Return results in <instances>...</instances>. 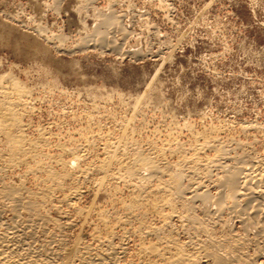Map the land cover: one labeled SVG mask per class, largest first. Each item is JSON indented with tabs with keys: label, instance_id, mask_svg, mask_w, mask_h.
<instances>
[{
	"label": "rangeland",
	"instance_id": "obj_1",
	"mask_svg": "<svg viewBox=\"0 0 264 264\" xmlns=\"http://www.w3.org/2000/svg\"><path fill=\"white\" fill-rule=\"evenodd\" d=\"M109 13L120 17L127 31L125 37H114L120 51L95 43L91 36L100 17ZM0 85V102L4 90L12 98L17 97L16 87L23 88V95L28 92L18 97L23 135L29 143L45 136L48 143L39 146L38 160L54 172L61 157L69 159L65 150L79 143V150L88 151L83 165L104 158L108 143L115 153L129 142L130 149L141 146L144 155L152 150L172 168L180 162L178 153L181 159L189 157L194 143L205 137L216 138L228 150L236 148L230 157L240 154L242 145L244 150L252 145L248 148L257 153L264 144V0H0ZM2 137L0 153H5ZM176 142L186 154L178 152ZM204 150L203 156L214 155L211 148ZM33 162L10 169L0 159V168H5L0 179L24 180L36 191L46 174L33 173ZM96 177L88 176L80 185L77 206L86 212L75 217V227L67 232L71 246L90 241L101 229L98 215L103 209L112 217L122 216L123 205H129L130 192L122 182L100 186ZM62 212L71 215L62 207L52 216L60 218ZM148 213L144 221L156 223L157 217ZM129 240L125 261L138 264L139 239Z\"/></svg>",
	"mask_w": 264,
	"mask_h": 264
},
{
	"label": "bare ground",
	"instance_id": "obj_2",
	"mask_svg": "<svg viewBox=\"0 0 264 264\" xmlns=\"http://www.w3.org/2000/svg\"><path fill=\"white\" fill-rule=\"evenodd\" d=\"M97 16L96 18L99 17ZM116 16L110 14L100 17V28H96L91 34L95 43L105 45L104 47L107 45L112 51H117L120 45L114 38L116 34L125 37L127 33L120 17ZM14 88L15 85L12 90ZM19 89L15 88L13 96L17 97L14 98L11 97V91L10 94L4 89L2 92L5 100L0 102V135L6 140L5 146L8 150L5 153L1 151L0 159L4 160L6 168L24 163L26 165L28 160H33V173H44L46 178L43 177L45 181L41 178L44 182L41 187L38 185L40 188L36 191L28 189L23 183L24 180L6 183L0 179V264H133L129 263L132 259L125 261L129 251L126 242L130 241L131 236L139 239L138 264H264V144L257 153L254 152L256 149L248 148L249 143L245 150L242 145L241 153L230 157L233 148L229 151L226 149L228 147L219 144L216 138L205 137L203 142L194 143L197 146L193 147L194 150L190 149L192 153L189 157H185L187 152L176 140L177 146L181 148L177 151L185 153H182V159L178 153L180 162H176L178 165L173 163L175 167L172 168L163 164L165 162H161L162 158L153 156L152 150L148 151L150 155H144L139 151L141 146L130 149L131 142L125 144H129V149L126 146H123V149L118 147L120 152L116 153L111 149L113 146L110 147L107 142L108 145L104 144L106 148H103L104 158L83 165L88 151L83 150L84 145L83 149L79 150L77 146H82L79 143L76 147H71L73 150H65L69 153L67 161H62V157L61 161L56 160L59 169L54 172L53 167L44 166L46 162H42L43 165L39 162L41 157L38 155V149L47 142L45 136L39 135L40 140L35 139L37 143H33V139L29 143V140L24 138V124L20 118L22 103L19 102L22 98H18L22 97L24 90ZM132 142L134 143L133 140ZM236 147L238 150L240 146ZM206 148L212 149V157L202 155ZM235 149L233 152H236ZM42 151L40 150L41 155ZM169 157L172 158L171 155ZM83 161L84 163H81ZM187 166L189 170L187 169L186 173ZM27 167L30 170L31 167ZM1 169L5 170L3 167L0 171ZM91 175L97 176L100 186L113 181L122 182L130 192L129 205H123L125 213L121 214L122 216L112 217L105 214L103 209L98 215L101 229L91 235L90 241L78 240L71 246L68 244L67 232L75 225V219L82 217L86 212L77 206L82 193L80 185ZM184 179L187 183H184ZM56 194H60V197ZM62 207L67 208L71 215L66 216V212H62L60 215L63 216L60 218L52 216L53 210ZM93 208L95 209V206ZM148 212L157 217L156 223L151 220L152 223L145 222L149 220L146 216ZM152 214L148 213L150 216ZM117 229L121 230V233L117 231L119 235ZM137 254L134 255L136 260Z\"/></svg>",
	"mask_w": 264,
	"mask_h": 264
}]
</instances>
